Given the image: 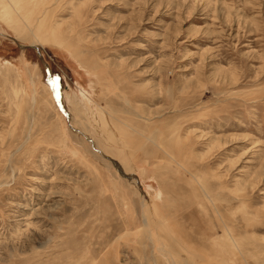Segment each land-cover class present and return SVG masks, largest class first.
Wrapping results in <instances>:
<instances>
[{
    "label": "rangeland",
    "instance_id": "obj_1",
    "mask_svg": "<svg viewBox=\"0 0 264 264\" xmlns=\"http://www.w3.org/2000/svg\"><path fill=\"white\" fill-rule=\"evenodd\" d=\"M23 3L0 264H264V0Z\"/></svg>",
    "mask_w": 264,
    "mask_h": 264
},
{
    "label": "bare ground",
    "instance_id": "obj_2",
    "mask_svg": "<svg viewBox=\"0 0 264 264\" xmlns=\"http://www.w3.org/2000/svg\"><path fill=\"white\" fill-rule=\"evenodd\" d=\"M17 1V0H16ZM37 1L39 2L38 3V5L36 4L37 3ZM53 0H24V3H23V5H21V6H16L17 7V10L14 12V13H12V14H10V17H14L15 18V15H19V16H21L22 14V12H27V13H31V12H33L34 10H36V9H38V8H40L41 7V5H43V6H45V5H47V4H50L51 2H52ZM20 3V2H19ZM22 4V3H21ZM20 5V4H19ZM32 14V13H31ZM30 15V14H29Z\"/></svg>",
    "mask_w": 264,
    "mask_h": 264
}]
</instances>
